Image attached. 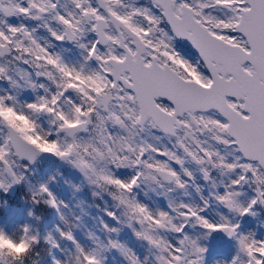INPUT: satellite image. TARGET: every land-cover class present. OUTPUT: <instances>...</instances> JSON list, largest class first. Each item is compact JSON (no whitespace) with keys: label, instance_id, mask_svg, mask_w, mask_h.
Segmentation results:
<instances>
[{"label":"snow or ice","instance_id":"obj_1","mask_svg":"<svg viewBox=\"0 0 264 264\" xmlns=\"http://www.w3.org/2000/svg\"><path fill=\"white\" fill-rule=\"evenodd\" d=\"M0 264H264V0H0Z\"/></svg>","mask_w":264,"mask_h":264}]
</instances>
